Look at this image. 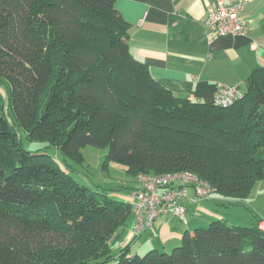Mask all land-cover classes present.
Masks as SVG:
<instances>
[{"label":"trees","instance_id":"16d2710c","mask_svg":"<svg viewBox=\"0 0 264 264\" xmlns=\"http://www.w3.org/2000/svg\"><path fill=\"white\" fill-rule=\"evenodd\" d=\"M116 2L0 0V264H264L259 220L185 228L171 252L113 253L142 174L192 172L240 203L264 179V66L229 106L206 80L180 97L133 55ZM22 131L63 158L25 148ZM87 145L134 177L128 199L75 177ZM146 231L155 223L133 233Z\"/></svg>","mask_w":264,"mask_h":264},{"label":"crops","instance_id":"0c3cea01","mask_svg":"<svg viewBox=\"0 0 264 264\" xmlns=\"http://www.w3.org/2000/svg\"><path fill=\"white\" fill-rule=\"evenodd\" d=\"M214 1L116 2L130 23L133 55L148 65L160 83L180 97L195 99L196 84L200 80L244 88L251 71L264 66V0H246L244 16L248 21V31L245 34L210 38L204 20ZM194 194V189L190 188V199L184 201L187 223L170 214L158 216L156 236L149 231L138 236L142 243L135 252L142 253L151 247L168 250L180 242L183 229L204 226L213 219L245 225L254 220H264V179L255 182L243 203L219 194H214L211 200L195 202L191 200ZM134 236L132 227H124L114 240L125 246Z\"/></svg>","mask_w":264,"mask_h":264},{"label":"built area","instance_id":"2783aa9c","mask_svg":"<svg viewBox=\"0 0 264 264\" xmlns=\"http://www.w3.org/2000/svg\"><path fill=\"white\" fill-rule=\"evenodd\" d=\"M245 4L246 0H233L227 3L223 0L212 2L204 20L210 38L245 34L248 31V21L244 16ZM243 96L244 90L240 85L217 84L214 102L219 106H229ZM140 179L144 188L131 194L136 215L133 227L135 234H141L146 229L154 231L155 220L162 214L169 213L186 222L187 208L178 200L189 198L191 187L195 189V194L191 198L195 202L211 200L215 193V188L207 181L188 171L161 175L142 174ZM162 185L173 187L160 194L159 188ZM259 227L264 230V220L259 221Z\"/></svg>","mask_w":264,"mask_h":264},{"label":"rangeland","instance_id":"374dc122","mask_svg":"<svg viewBox=\"0 0 264 264\" xmlns=\"http://www.w3.org/2000/svg\"><path fill=\"white\" fill-rule=\"evenodd\" d=\"M11 119V115L8 114ZM23 145L25 148L30 150H46L57 159H62V154L59 149L55 147H45V142L32 141L27 138L26 134L22 131L21 133ZM108 148H99L91 145H87L83 148L85 159L83 163H76V171L74 172L75 177L80 181H84L93 185H100L110 190V195L117 199H128L129 186L137 182L133 176L125 172V168L122 164L116 162L106 163V154ZM72 162L71 159H69ZM210 222H206L204 226H209ZM245 225V224H237ZM136 235L131 241V252L134 253L138 245L142 243V239ZM181 242L178 243V245ZM113 253L119 254L121 248L124 245L118 244L117 240L113 241ZM177 245V244H175ZM174 246L168 248V252H171ZM149 249L142 252L145 254Z\"/></svg>","mask_w":264,"mask_h":264}]
</instances>
